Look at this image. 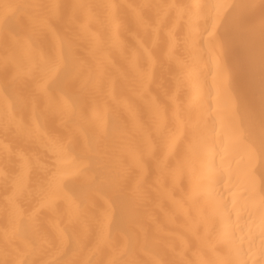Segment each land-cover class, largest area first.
I'll use <instances>...</instances> for the list:
<instances>
[{
	"label": "bare ground",
	"instance_id": "bare-ground-1",
	"mask_svg": "<svg viewBox=\"0 0 264 264\" xmlns=\"http://www.w3.org/2000/svg\"><path fill=\"white\" fill-rule=\"evenodd\" d=\"M0 264H264V0H0Z\"/></svg>",
	"mask_w": 264,
	"mask_h": 264
}]
</instances>
